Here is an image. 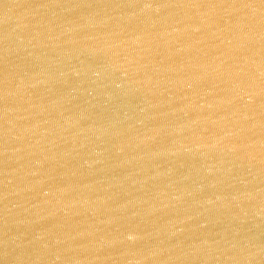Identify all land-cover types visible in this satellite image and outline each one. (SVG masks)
<instances>
[{"label": "water", "instance_id": "water-1", "mask_svg": "<svg viewBox=\"0 0 264 264\" xmlns=\"http://www.w3.org/2000/svg\"><path fill=\"white\" fill-rule=\"evenodd\" d=\"M0 264H264V0H0Z\"/></svg>", "mask_w": 264, "mask_h": 264}]
</instances>
